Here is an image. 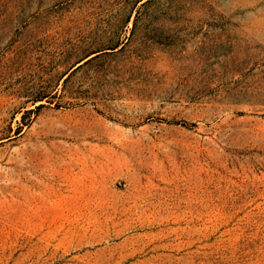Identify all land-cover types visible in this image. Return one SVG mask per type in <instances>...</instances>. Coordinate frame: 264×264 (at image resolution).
I'll list each match as a JSON object with an SVG mask.
<instances>
[{
	"label": "rangeland",
	"instance_id": "374dc122",
	"mask_svg": "<svg viewBox=\"0 0 264 264\" xmlns=\"http://www.w3.org/2000/svg\"><path fill=\"white\" fill-rule=\"evenodd\" d=\"M0 264H264V0H0Z\"/></svg>",
	"mask_w": 264,
	"mask_h": 264
}]
</instances>
